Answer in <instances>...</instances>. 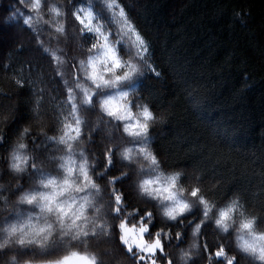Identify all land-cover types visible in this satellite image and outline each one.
<instances>
[{
  "label": "clouds",
  "instance_id": "1",
  "mask_svg": "<svg viewBox=\"0 0 264 264\" xmlns=\"http://www.w3.org/2000/svg\"><path fill=\"white\" fill-rule=\"evenodd\" d=\"M130 9L0 0V264H264V167L215 128L166 144L170 73Z\"/></svg>",
  "mask_w": 264,
  "mask_h": 264
},
{
  "label": "trees",
  "instance_id": "2",
  "mask_svg": "<svg viewBox=\"0 0 264 264\" xmlns=\"http://www.w3.org/2000/svg\"><path fill=\"white\" fill-rule=\"evenodd\" d=\"M129 3L170 73L163 88L176 116L166 144H197L215 128L225 143L241 149L238 172L264 167V141L256 132L264 124V0Z\"/></svg>",
  "mask_w": 264,
  "mask_h": 264
}]
</instances>
